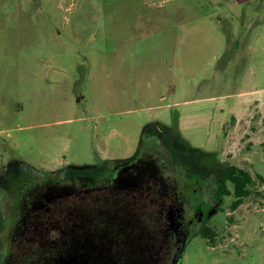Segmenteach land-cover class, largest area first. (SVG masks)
<instances>
[{
	"label": "rangeland",
	"instance_id": "rangeland-1",
	"mask_svg": "<svg viewBox=\"0 0 264 264\" xmlns=\"http://www.w3.org/2000/svg\"><path fill=\"white\" fill-rule=\"evenodd\" d=\"M148 135L174 142L205 181L177 264H264V0H0L1 186L12 169L127 158ZM230 164L253 177L235 208L233 194L213 195ZM4 198L2 188L0 264H62L81 243L106 242L142 264L172 263L164 238L3 234Z\"/></svg>",
	"mask_w": 264,
	"mask_h": 264
},
{
	"label": "flooded vegetation",
	"instance_id": "flooded-vegetation-1",
	"mask_svg": "<svg viewBox=\"0 0 264 264\" xmlns=\"http://www.w3.org/2000/svg\"><path fill=\"white\" fill-rule=\"evenodd\" d=\"M161 139L148 135L131 156L85 168L12 169L0 185L6 209L2 233L18 234L21 226L35 238L122 240L127 247L129 240L164 238L172 241L171 264H177L181 242L202 221L205 181L188 155ZM68 224L72 230L55 235ZM112 245L81 243L62 264H142L139 254L128 259Z\"/></svg>",
	"mask_w": 264,
	"mask_h": 264
},
{
	"label": "trees",
	"instance_id": "trees-1",
	"mask_svg": "<svg viewBox=\"0 0 264 264\" xmlns=\"http://www.w3.org/2000/svg\"><path fill=\"white\" fill-rule=\"evenodd\" d=\"M258 176L262 179L261 175ZM252 181V174L246 168L235 164L227 165L221 168L214 177L215 187L213 189V195L217 200H219L222 195L233 194L235 198L231 202V207L235 208L243 201L244 197L251 193L249 186L251 185ZM191 232L192 231H189L188 235L181 242L178 259L184 250L188 236L191 234ZM199 232L210 239L213 238L214 235V230L205 224L199 227Z\"/></svg>",
	"mask_w": 264,
	"mask_h": 264
}]
</instances>
